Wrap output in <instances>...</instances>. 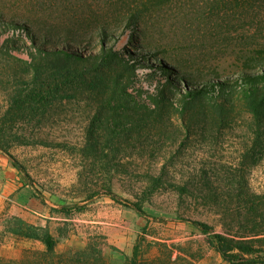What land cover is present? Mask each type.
I'll list each match as a JSON object with an SVG mask.
<instances>
[{"label":"rangeland","instance_id":"rangeland-1","mask_svg":"<svg viewBox=\"0 0 264 264\" xmlns=\"http://www.w3.org/2000/svg\"><path fill=\"white\" fill-rule=\"evenodd\" d=\"M11 1L0 0V10H23L21 0ZM71 1L78 8L63 3L49 16L61 27L80 21L79 8L122 26L128 3L134 2ZM143 1L147 5H139L145 9L144 26L125 32L117 29L107 42L137 66V86L145 91L152 93L166 81L162 65L172 61L162 51L180 56L189 67L208 69L211 64H235L242 52L264 47V0ZM4 26L1 23V43L11 36ZM93 26L90 22L78 27L87 34L85 52L102 47ZM18 42L30 48V40ZM17 53L30 58L26 50ZM15 79L0 72V143L14 159L0 150L22 174L25 185L16 203L9 201L6 213L0 215V259H19L27 249L44 248L38 240L13 235L11 228L18 219L35 226V232L48 226L59 254L81 251L91 264H126L139 240L146 264H227L211 236L191 220L206 221L216 232L231 237L264 230V213L248 216L238 203L241 183L264 196V147H258L257 156L247 157L251 114L240 99L236 117L214 132L198 129L178 140L162 134L117 152L102 151V161H95L87 150V138L90 131L101 130V113L90 85L82 83L58 92L61 96L44 97L42 105L32 93L21 107L25 111L13 116L8 91L14 89ZM34 107L39 110L33 111ZM174 122L179 124L180 119ZM114 153L121 160L117 155L108 162ZM106 169L110 172H103ZM205 183L212 189L211 205L202 200ZM106 188L122 201L104 194ZM135 202L143 204L144 213L133 207ZM260 237L258 244L264 249V235L253 238Z\"/></svg>","mask_w":264,"mask_h":264},{"label":"trees","instance_id":"trees-1","mask_svg":"<svg viewBox=\"0 0 264 264\" xmlns=\"http://www.w3.org/2000/svg\"><path fill=\"white\" fill-rule=\"evenodd\" d=\"M21 1V12L16 9V12L0 10V32L3 23L11 34L3 43L0 42V72L16 78L14 89L8 91L13 116L25 111L26 107H21L32 93L37 94V104L42 105L44 97L48 99L54 94L57 97L60 95L58 92L79 88L82 83L90 85L91 95L97 100L101 113V130L99 133L90 131L87 150L94 154L95 161H102V155L99 158L102 151L117 152L120 147L139 145L162 134L172 135L178 140L198 129L202 133L214 132L236 117L237 99H240L251 114L248 130L252 132V140L246 148L247 157L257 156L258 147H264V47L242 52L235 64H211L208 69L189 67L180 61V56H170L162 51L160 54L170 59L172 64L162 65L166 81L151 93L137 86V66L107 42L117 29L134 31L144 26L145 9L141 10L140 5H147L145 1L128 3L126 13H121L124 14L121 19L123 25L118 27L102 21L93 11L80 8L77 11L82 15L80 21L61 27L49 16L63 3L68 8L72 5L76 8L77 3L76 6L71 0ZM91 18L95 21L92 22ZM90 22L94 24L93 34L98 35L101 41L102 47L96 52L84 51L87 34L85 30L78 29ZM23 38L31 41L30 48L19 44L18 40ZM20 50L29 52L30 58L18 56ZM89 74L94 75L90 80ZM29 106L32 109L33 104ZM37 110L39 108H33V111ZM174 119H180V123L176 124ZM0 149L14 159L4 144L0 143ZM117 155H107L108 158L111 156L108 162L117 159ZM120 157L118 155L119 161ZM103 172L110 171L106 169ZM241 184H238V195L241 197L238 203L246 214L264 213V196L255 193L249 185L245 188ZM202 189L205 192L202 198L204 204H213L210 197L212 189L208 183ZM103 193L117 202L122 201L112 188H106ZM132 205L139 212H145L141 202ZM191 222L211 236L215 250L227 264H264V249L258 244L263 239L253 238L264 235V230L231 237L216 232L206 221L196 219ZM35 229V226L18 219L11 232L18 238L38 240L44 248L27 249L19 259L3 258L0 264H91L81 251L59 254L57 239L48 226L41 227L38 232ZM142 244L141 240L137 241L126 264H146Z\"/></svg>","mask_w":264,"mask_h":264},{"label":"crops","instance_id":"crops-1","mask_svg":"<svg viewBox=\"0 0 264 264\" xmlns=\"http://www.w3.org/2000/svg\"><path fill=\"white\" fill-rule=\"evenodd\" d=\"M24 185L22 174L15 168L9 156L0 150V215L6 213L9 201L16 203L19 199L18 192Z\"/></svg>","mask_w":264,"mask_h":264}]
</instances>
